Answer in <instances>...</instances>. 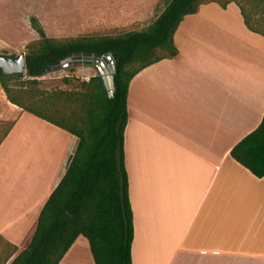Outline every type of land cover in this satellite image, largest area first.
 Returning a JSON list of instances; mask_svg holds the SVG:
<instances>
[{
  "label": "crops",
  "instance_id": "1",
  "mask_svg": "<svg viewBox=\"0 0 264 264\" xmlns=\"http://www.w3.org/2000/svg\"><path fill=\"white\" fill-rule=\"evenodd\" d=\"M85 1L142 27L164 7ZM173 43L176 56L138 71L128 86L131 264H264V177L230 155L264 116V37L234 2H209L183 17ZM76 145L74 135L19 108L0 143V236L16 247L5 264L29 243ZM58 264H94L87 239L77 236Z\"/></svg>",
  "mask_w": 264,
  "mask_h": 264
},
{
  "label": "trees",
  "instance_id": "2",
  "mask_svg": "<svg viewBox=\"0 0 264 264\" xmlns=\"http://www.w3.org/2000/svg\"><path fill=\"white\" fill-rule=\"evenodd\" d=\"M256 1L264 5V0ZM209 2L222 8L234 2L246 27L264 37V20L259 25L239 0H164L163 9L144 29L65 40L47 37L31 19L39 41L25 54L28 71L13 75L0 71L1 89L11 104L74 135L77 145L39 212L29 243L8 264H58L79 235L87 239L94 264H131L133 217L123 156L129 82L143 68L176 56L173 34L179 23ZM83 51L115 53L112 97L99 74L71 90L40 87L38 78L45 68ZM23 77L27 79L21 81ZM230 155L256 177H264V116ZM1 244L0 264H5L16 247L0 236Z\"/></svg>",
  "mask_w": 264,
  "mask_h": 264
},
{
  "label": "rangeland",
  "instance_id": "3",
  "mask_svg": "<svg viewBox=\"0 0 264 264\" xmlns=\"http://www.w3.org/2000/svg\"><path fill=\"white\" fill-rule=\"evenodd\" d=\"M239 1L250 17L258 20L260 25L264 20V5L256 0ZM85 2L79 0L74 6L68 0H0V55L16 57L20 53L27 54L32 44L39 41L38 33L31 26L32 18L37 20L47 37L55 40L117 35L144 29L140 25L145 22L134 20L135 16L127 14L122 19H108L110 13L97 12ZM125 23L127 25H124ZM96 74L98 70L91 65L71 64L44 73L38 79L41 88L71 90L79 87L81 81H86ZM26 79L23 77L21 81ZM65 80H68V83ZM18 111L19 108L7 100L0 86V139L14 122ZM25 141L23 136L20 143L25 145ZM2 248L4 244L0 245V250Z\"/></svg>",
  "mask_w": 264,
  "mask_h": 264
},
{
  "label": "water",
  "instance_id": "4",
  "mask_svg": "<svg viewBox=\"0 0 264 264\" xmlns=\"http://www.w3.org/2000/svg\"><path fill=\"white\" fill-rule=\"evenodd\" d=\"M115 61L116 56L113 52L102 55L91 53L89 51L74 52L69 54L63 60L57 61L45 68L44 73L60 69L71 64L91 65L98 70V74L101 76L104 86L107 89L108 96L112 97L114 89L113 74L116 70ZM0 71L4 75L26 74L28 66L25 61V54L20 53L16 57L0 55Z\"/></svg>",
  "mask_w": 264,
  "mask_h": 264
}]
</instances>
